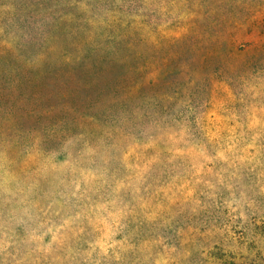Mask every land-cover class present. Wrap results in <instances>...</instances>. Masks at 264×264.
Segmentation results:
<instances>
[{
	"label": "rangeland",
	"instance_id": "374dc122",
	"mask_svg": "<svg viewBox=\"0 0 264 264\" xmlns=\"http://www.w3.org/2000/svg\"><path fill=\"white\" fill-rule=\"evenodd\" d=\"M36 1L0 0V264H264V0H78L74 37ZM118 12L147 45L121 119L111 90L51 79L118 72ZM162 37H191L207 68L161 123Z\"/></svg>",
	"mask_w": 264,
	"mask_h": 264
},
{
	"label": "trees",
	"instance_id": "16d2710c",
	"mask_svg": "<svg viewBox=\"0 0 264 264\" xmlns=\"http://www.w3.org/2000/svg\"><path fill=\"white\" fill-rule=\"evenodd\" d=\"M19 1H21L20 4L25 7L24 5L28 6L33 0ZM36 2H39L40 5L43 2H46V7L49 8L50 12L52 28H55V30L58 28V30H60L63 34L68 33L70 37H74L72 29L69 32V29L63 25H65V22H70L67 16L68 12L74 13L76 16L80 17L77 12L73 11V8L76 6L75 3H77L78 0H37ZM91 2L92 6H94V4L97 2L95 7H110L113 3L112 0H96L95 2L92 0ZM108 11L110 10L108 9ZM114 12L116 11L111 10L110 15L115 14ZM135 18L136 20H133L132 18L126 19L123 18V16L120 17L118 12L113 20L109 19L110 21H107L109 27H113L114 30L117 29V34L121 35L124 39L122 43H116L115 54H117V57L119 58L116 62L114 61V65L119 69L118 72L112 73L109 79L103 82L101 87L97 88L94 80V68L89 67L85 70L78 69L79 77L77 80L82 84H80L78 88H66L65 86L68 85L69 82L71 83L73 79L71 80L70 76L66 78L65 75L62 77V71H53L51 79H53V82H55L57 91L62 94L69 93L78 98L83 94L90 100L97 102V100L100 98L99 96L107 97L109 90H111L115 100L112 102L110 108L117 115L118 119H121L130 108V105L126 99V93L128 89L139 82L145 74L144 59L147 56V45L143 37H141L139 31L140 29H145L144 23L146 21L141 19L139 16ZM132 23H135L137 26H133ZM135 26L136 28H134ZM190 38L191 37L173 40L162 37L159 39L160 42L166 43L165 46L167 45L166 47L169 48V50H172L174 53V56L167 60V66L170 67V70L166 73L165 78L160 85L164 101V104L162 107H160L158 112L161 117V123L162 121H167V119L173 114V103L175 102V98L172 93L169 92H176L182 84V78L187 77L190 71H200L202 73L206 71V61H197L194 58L193 50L196 49L197 45L195 44V41ZM70 44L78 46L82 44V42L80 41L79 43L77 39H73V41L68 42L66 49H68ZM179 50H183L184 53H177ZM103 59H101L100 62L103 61ZM68 60L71 63L74 59L73 57H70ZM69 62L67 63L69 64ZM200 78H203V81L205 77L202 75ZM202 81H200V83H202Z\"/></svg>",
	"mask_w": 264,
	"mask_h": 264
}]
</instances>
